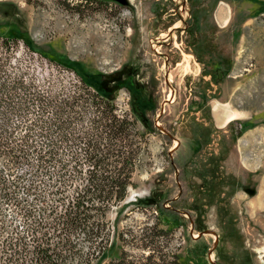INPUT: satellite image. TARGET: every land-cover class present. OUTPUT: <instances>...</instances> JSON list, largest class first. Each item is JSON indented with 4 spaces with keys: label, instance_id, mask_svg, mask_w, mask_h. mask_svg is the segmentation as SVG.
I'll list each match as a JSON object with an SVG mask.
<instances>
[{
    "label": "rangeland",
    "instance_id": "obj_1",
    "mask_svg": "<svg viewBox=\"0 0 264 264\" xmlns=\"http://www.w3.org/2000/svg\"><path fill=\"white\" fill-rule=\"evenodd\" d=\"M77 1L0 0V34L28 38L38 51L87 73L132 75L146 100L143 119L128 130L132 185L99 219L111 246L93 264H117L119 254L135 263L154 255L166 264L174 255L183 264H264V0H111L76 11ZM220 13L225 27L216 23ZM12 54L4 72L31 83L45 99L46 119L60 98L87 93L73 73L21 41ZM113 106L118 118L132 120L125 89ZM89 120L85 115L78 125ZM24 121L11 119L10 141L25 134ZM32 133L33 144L45 147L38 130ZM48 148L59 155L39 178L27 165L10 170L0 160L13 198L0 196V244L15 233L29 241L27 227L43 222L40 210L55 204L60 165H89L82 156L71 160L76 146L54 139ZM79 241L86 253L88 244Z\"/></svg>",
    "mask_w": 264,
    "mask_h": 264
},
{
    "label": "trees",
    "instance_id": "obj_2",
    "mask_svg": "<svg viewBox=\"0 0 264 264\" xmlns=\"http://www.w3.org/2000/svg\"><path fill=\"white\" fill-rule=\"evenodd\" d=\"M108 3L111 0H79L71 6L78 11L80 6L106 7ZM18 41L29 52L73 73L87 93H73L60 98L52 106L53 116L46 119L45 99L31 91V83L21 78H9L3 70ZM120 74L87 73L77 62L50 57L38 51L28 38L15 33L0 34V160L10 170L27 165L30 176L39 178L48 172L47 166L59 155L48 148L55 139L60 145L77 147L79 152L71 156L73 162L82 156L89 164L85 169L75 164L70 167L71 171L67 165L59 166L52 186V195L57 198L55 204L40 210L43 222L35 221L27 227L31 234L28 242L20 233L1 242L0 264H93L103 260L109 251V232H105L99 219L104 218L112 206L120 205L132 185L135 154L129 141L132 133L128 130L139 118L143 119L141 109L146 106L144 96L134 87L133 76L125 79ZM119 89H125L130 96V121L120 119L114 113V99ZM85 115L90 119L86 128L78 125ZM16 116L26 118L22 126L25 134L17 141H10L11 133L16 130H10V121ZM34 129L46 141L45 147L38 148L33 144ZM30 155L35 158V164ZM7 183L0 174V196L12 202V192ZM70 185L74 188L67 193L65 188ZM16 206L25 217L32 216V211L21 204ZM79 237L88 244L86 253L81 252ZM116 260L117 264H165L166 258L148 255L146 263H135L119 254ZM166 264L183 263L173 255V260Z\"/></svg>",
    "mask_w": 264,
    "mask_h": 264
},
{
    "label": "crops",
    "instance_id": "obj_3",
    "mask_svg": "<svg viewBox=\"0 0 264 264\" xmlns=\"http://www.w3.org/2000/svg\"><path fill=\"white\" fill-rule=\"evenodd\" d=\"M218 17H219V18L217 19V22H216V23H218V25H220L221 27H225L226 24H227V20H226V18L224 17V14H221V13H220V15H219Z\"/></svg>",
    "mask_w": 264,
    "mask_h": 264
},
{
    "label": "bare ground",
    "instance_id": "obj_4",
    "mask_svg": "<svg viewBox=\"0 0 264 264\" xmlns=\"http://www.w3.org/2000/svg\"><path fill=\"white\" fill-rule=\"evenodd\" d=\"M231 118H229V120H230Z\"/></svg>",
    "mask_w": 264,
    "mask_h": 264
}]
</instances>
